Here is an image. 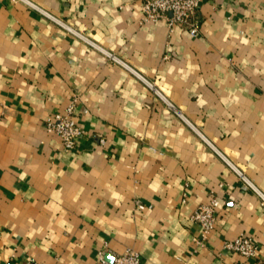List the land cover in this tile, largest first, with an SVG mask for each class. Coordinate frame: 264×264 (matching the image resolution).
<instances>
[{
  "label": "crops",
  "instance_id": "1",
  "mask_svg": "<svg viewBox=\"0 0 264 264\" xmlns=\"http://www.w3.org/2000/svg\"><path fill=\"white\" fill-rule=\"evenodd\" d=\"M197 17L191 35L140 0H0V264H264V0ZM73 97L68 151L45 120ZM240 234L254 257L223 248Z\"/></svg>",
  "mask_w": 264,
  "mask_h": 264
},
{
  "label": "built area",
  "instance_id": "2",
  "mask_svg": "<svg viewBox=\"0 0 264 264\" xmlns=\"http://www.w3.org/2000/svg\"><path fill=\"white\" fill-rule=\"evenodd\" d=\"M141 22L155 23L164 20L170 28L174 25L185 28L191 35L200 31L201 23L197 17V11L202 0H140ZM77 97L71 98L62 112L50 114L45 120L47 133L56 136L65 150L72 151L76 148L79 138L86 133L75 122V110ZM100 144L104 143L103 137H98ZM144 204L137 203V209L143 210ZM219 200L212 196L208 202L199 204L190 216V220L198 224L201 229L200 237L195 239L198 244L204 243L214 228L217 219ZM223 248L243 258H251L256 255L257 243L248 235L240 234L237 237L226 240ZM100 264H141L138 252L127 250L115 255L111 262H107L103 255L99 256ZM28 264H38L30 260Z\"/></svg>",
  "mask_w": 264,
  "mask_h": 264
}]
</instances>
